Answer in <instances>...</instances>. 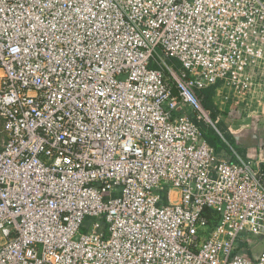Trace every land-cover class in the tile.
<instances>
[{
	"label": "built area",
	"instance_id": "obj_1",
	"mask_svg": "<svg viewBox=\"0 0 264 264\" xmlns=\"http://www.w3.org/2000/svg\"><path fill=\"white\" fill-rule=\"evenodd\" d=\"M0 71V264H264V0H0Z\"/></svg>",
	"mask_w": 264,
	"mask_h": 264
},
{
	"label": "crops",
	"instance_id": "obj_2",
	"mask_svg": "<svg viewBox=\"0 0 264 264\" xmlns=\"http://www.w3.org/2000/svg\"><path fill=\"white\" fill-rule=\"evenodd\" d=\"M212 101L214 102L213 99ZM225 108L218 109L219 113L214 120L217 125L219 124L218 130L221 132L225 144V149L217 152L218 156L226 159L232 151H235L245 160L253 161L264 170V106L258 111L251 112L248 116L237 108L239 115L231 119L223 116L222 111ZM255 246L261 251L264 246V239H251L249 244H244L242 252L255 257L259 253V251L254 252ZM250 249L253 250L252 253H250Z\"/></svg>",
	"mask_w": 264,
	"mask_h": 264
},
{
	"label": "trees",
	"instance_id": "obj_3",
	"mask_svg": "<svg viewBox=\"0 0 264 264\" xmlns=\"http://www.w3.org/2000/svg\"><path fill=\"white\" fill-rule=\"evenodd\" d=\"M215 86H209L205 88L203 92V106L210 111V117L214 121L216 116L218 115L219 111L217 107L213 104L212 95L214 92ZM226 108L222 111V114L227 119L236 118L239 115V110L235 107H230L228 105L225 106ZM201 129L203 130V137L205 140L218 152L219 150L225 149V144L223 142L222 137L210 126L206 124L199 123ZM216 127L219 129V124H216ZM89 223V220L85 222V226ZM82 230H86V227H82Z\"/></svg>",
	"mask_w": 264,
	"mask_h": 264
},
{
	"label": "rangeland",
	"instance_id": "obj_4",
	"mask_svg": "<svg viewBox=\"0 0 264 264\" xmlns=\"http://www.w3.org/2000/svg\"><path fill=\"white\" fill-rule=\"evenodd\" d=\"M216 123H217L216 121H213V124H214L215 127H216ZM204 124H206L207 126H210V127L213 128V126L210 123H204ZM6 138H7V136H6V133H5L4 129H3V122H2V119L0 117V148L5 144ZM251 238H253V236H251ZM254 248H255L254 252H258L259 251L258 247L255 246Z\"/></svg>",
	"mask_w": 264,
	"mask_h": 264
}]
</instances>
